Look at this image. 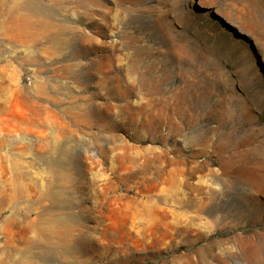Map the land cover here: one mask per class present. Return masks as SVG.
I'll use <instances>...</instances> for the list:
<instances>
[{
  "label": "rangeland",
  "instance_id": "rangeland-1",
  "mask_svg": "<svg viewBox=\"0 0 264 264\" xmlns=\"http://www.w3.org/2000/svg\"><path fill=\"white\" fill-rule=\"evenodd\" d=\"M0 264H264V0H0Z\"/></svg>",
  "mask_w": 264,
  "mask_h": 264
},
{
  "label": "bare ground",
  "instance_id": "bare-ground-1",
  "mask_svg": "<svg viewBox=\"0 0 264 264\" xmlns=\"http://www.w3.org/2000/svg\"><path fill=\"white\" fill-rule=\"evenodd\" d=\"M151 68H152V66H151ZM150 72V71H149ZM145 80V79H144ZM148 81V80H147ZM154 81H155V79H153V80H149V82H150V87H149V90H151V91H153L154 90V93H158V92H160V91H162V88L160 87V85L159 84H157V85H155L154 84ZM158 81V80H157ZM144 83V82H143ZM144 85V84H143ZM155 85V86H154ZM149 86V85H148ZM148 89V88H147ZM252 122H250V123H248L250 126H257V124H258V121L256 120V119H253V120H251ZM257 139V137H253V141L254 140H256ZM253 141H252V143L250 144V145H254L253 144ZM151 210H154L155 211V209H156V207L155 206H153V207H149ZM148 209V208H147Z\"/></svg>",
  "mask_w": 264,
  "mask_h": 264
}]
</instances>
